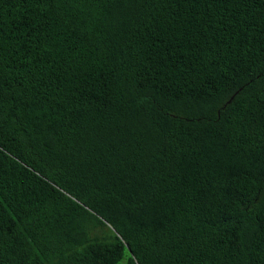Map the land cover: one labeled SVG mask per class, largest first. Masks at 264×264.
I'll return each mask as SVG.
<instances>
[{
  "label": "trees",
  "instance_id": "16d2710c",
  "mask_svg": "<svg viewBox=\"0 0 264 264\" xmlns=\"http://www.w3.org/2000/svg\"><path fill=\"white\" fill-rule=\"evenodd\" d=\"M0 264H264V0H0Z\"/></svg>",
  "mask_w": 264,
  "mask_h": 264
}]
</instances>
